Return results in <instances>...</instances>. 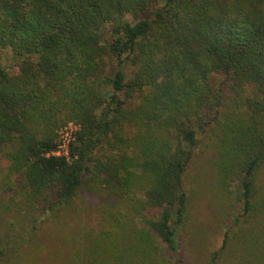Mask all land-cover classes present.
I'll list each match as a JSON object with an SVG mask.
<instances>
[{
    "label": "trees",
    "instance_id": "trees-1",
    "mask_svg": "<svg viewBox=\"0 0 264 264\" xmlns=\"http://www.w3.org/2000/svg\"><path fill=\"white\" fill-rule=\"evenodd\" d=\"M0 49L21 58L16 74L0 66L8 199L56 217L81 191L116 197L106 227L81 252L70 246L68 264H186L183 177L207 129L218 186L237 179L243 211L257 209L264 0H0ZM68 122L78 129L55 155ZM226 246L225 234L208 264Z\"/></svg>",
    "mask_w": 264,
    "mask_h": 264
},
{
    "label": "rangeland",
    "instance_id": "rangeland-1",
    "mask_svg": "<svg viewBox=\"0 0 264 264\" xmlns=\"http://www.w3.org/2000/svg\"><path fill=\"white\" fill-rule=\"evenodd\" d=\"M20 59L9 50L0 49V66L9 74L18 72ZM112 70L114 68L110 66L105 73L111 76ZM219 80L213 76L215 86ZM101 92L111 93L105 85L101 86ZM231 96L229 93L225 97V105L230 104ZM135 102L132 99L127 105ZM77 129L78 125L73 122L57 129L58 144L70 141ZM215 145L209 129L200 133L183 177L189 196L188 213L178 229L177 239L186 264H208L210 253L222 245L225 234L227 246L221 254L220 264H264V189L261 188L254 198L257 209L244 212L238 180L230 182V192L218 186ZM6 166L7 162L0 159V247L3 249L0 264H68L74 245L82 244L78 247L81 252L93 236L106 227L107 207L113 208L114 195L103 190L81 191L72 205L56 217L47 212L40 215L20 211L8 199L10 191L3 192ZM259 183L264 184V164L260 168ZM161 249L165 247L162 245Z\"/></svg>",
    "mask_w": 264,
    "mask_h": 264
},
{
    "label": "built area",
    "instance_id": "built-area-1",
    "mask_svg": "<svg viewBox=\"0 0 264 264\" xmlns=\"http://www.w3.org/2000/svg\"><path fill=\"white\" fill-rule=\"evenodd\" d=\"M68 143H69V140L66 144H64V143L59 144L56 152H53V154H55V155H67ZM61 149H64V150L62 152H60Z\"/></svg>",
    "mask_w": 264,
    "mask_h": 264
}]
</instances>
